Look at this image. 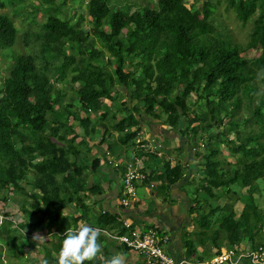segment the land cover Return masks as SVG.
Returning a JSON list of instances; mask_svg holds the SVG:
<instances>
[{"label": "trees", "instance_id": "1", "mask_svg": "<svg viewBox=\"0 0 264 264\" xmlns=\"http://www.w3.org/2000/svg\"><path fill=\"white\" fill-rule=\"evenodd\" d=\"M197 1L125 0L119 6V0H38L32 8L27 0H0V8L10 7L0 11V63L10 58L0 84V249L18 257L26 236L19 230L26 225L31 230H57L55 256L68 228L88 225L124 233L116 212L89 201L102 187L99 179L90 182L87 173L93 174L100 164L98 151L108 164L99 147L107 141L113 151L108 142L113 131L117 145H135L138 155L159 157L141 146L147 142L139 134L147 115L157 120L164 116V123L180 130L190 142L187 148L203 162L202 170L169 160L150 171L140 167L145 181L189 183L188 175L200 172L203 178L194 189L197 203L201 197H226L222 205L194 214L198 225L183 242L186 256L196 255L197 244L203 247L207 239L217 254L242 239L251 241L252 248L261 245L255 243L264 228V212L255 193L257 181L264 183V0H226L223 11L220 0H201L200 6ZM139 2L130 12L129 4L135 8ZM74 4L84 5V13L68 17L66 10ZM229 9L240 27L246 26L243 41L236 40L224 18ZM36 11L45 14L40 24ZM61 13L64 18L57 15ZM252 49H259V55L248 53ZM58 56L61 62L51 64L49 58ZM65 87L71 91L68 97ZM217 126L222 129L209 133L200 153L191 134L204 137ZM97 127L102 129L97 150L85 161L82 149L89 152V135ZM232 132L234 139L227 138ZM223 144L236 158L233 166L217 158ZM29 175L32 182L24 183ZM232 185L246 188V193L238 195ZM9 200L18 204L14 222L7 214L12 209L5 205ZM237 200L243 207L235 217ZM195 207H190L191 213ZM216 210L222 214L213 227L209 217ZM29 244L33 247V240ZM202 253L197 260H204ZM49 260L57 264L56 257ZM91 263H97L95 258L84 262Z\"/></svg>", "mask_w": 264, "mask_h": 264}, {"label": "crops", "instance_id": "2", "mask_svg": "<svg viewBox=\"0 0 264 264\" xmlns=\"http://www.w3.org/2000/svg\"><path fill=\"white\" fill-rule=\"evenodd\" d=\"M140 132L143 134V137L145 139L146 137L148 138L146 139L147 142L153 145L160 146V149L162 150L163 154L162 156H159L158 158L161 159L162 161L161 163H163L166 160V158H168L172 164L173 162L174 163L182 162L185 164H189L188 166H191L192 162H199L198 157L194 153H191L186 147L184 148V150L185 151L187 150L190 153L187 156H185V153L183 154V152H181V151H184L183 147L181 146L178 147L177 142L175 141L177 139V136L175 135L172 136L173 133L169 135V133L166 132L165 129H163L162 131H159V134H164L167 141L164 143H157L156 136L154 134L147 135L144 132L143 128L141 129ZM165 133H167L168 136H166ZM89 145H91L90 142H89ZM127 145L128 146L126 145L120 146L121 153H120V156L118 157V158H121V160H123L124 163L128 161H134L135 157H140V161L142 162V165L139 163V167L145 168L144 169L145 171H150L152 168L160 167L161 164L153 165V163L151 162L152 158H148V156H145V155H140V154L138 155L137 153L138 148L135 145L134 146L129 145V144ZM102 147L103 149L100 148V150L101 149L104 150V148H107V141L103 142ZM144 150L150 151V149H144ZM174 156H176V159L173 158ZM102 161L104 160L101 159L99 163H102ZM112 167L114 170H112ZM122 167H123V164H121V168L119 166L118 167L119 169L116 170V167L109 165L107 163L106 164L102 163V164H99L95 169L96 173L98 174L97 178L94 177L95 174L94 175L92 174L89 176L90 182H92L93 179H99L100 185L102 187L101 194L97 195L94 199L91 197V195H89L90 196L89 201H93V202L95 201L96 208L108 209L111 212H116L118 216L120 217L119 219L130 220L141 229H145L150 226L158 227L159 229H161V230H158L159 232L169 235V241L165 247L167 251H169V253L175 257H179V258L183 257L189 260L190 262H195L198 258V255L201 249H203V253H202L203 256L205 255V253L207 255L211 254V256L212 254H214V256L217 254V251H216L217 248L215 247L211 239H207L203 247H201V245L198 242H196L198 243L196 246V255L187 257L185 250H184L183 242L184 240H188L190 238L189 232L193 231L194 224L196 223L195 216H194L195 213H191L189 210L191 206V200H196L195 192H194L195 183H196L195 181H192L194 182V189L190 192L191 197L190 199H188V194L185 193L183 190H180V185L187 183L186 180L182 179L174 184H166L165 180L163 182L162 180H159V179L155 181L151 180L150 178H148L146 181L144 179L139 184L142 187L148 188L150 184L151 183L154 184V182L157 184L158 189L160 190L159 194H154L153 191H150V195L157 196V199H154L153 202L145 203L143 200L138 199L136 196V199L133 201H130L129 205L125 208L123 205L120 204V198H121L120 181H121V176H122V172H121ZM194 168L195 167H193L192 169ZM187 170L188 169H185V171L188 173ZM189 177H190L189 179L192 180L193 179L192 177H194V175H189ZM216 205L217 204H213L211 205V207H214ZM204 208L205 207L201 206L200 209L197 210V212L198 213L203 212ZM217 226L218 224L213 225V227H217ZM53 228L54 227H52L51 228L52 230L48 232L47 230H31L30 226L26 225V228L22 230L26 231V234L24 233L23 235H26L25 237H28L27 234H31V233L34 234L39 231L40 232L47 231L45 234H49L52 232L57 233V230H54ZM94 228H97L100 230L101 235L98 238V243H101L103 246L102 253H98L97 256L95 257V261H97L96 264H107V261L117 254L120 255L123 261V264H139V263L141 264L142 263V258L140 254L126 249L121 243H119L117 240H115L114 238L108 235V234L115 235L118 233L107 230L105 228L104 229L100 227H94ZM29 230L31 233H28ZM263 236H264V230L260 231V233L257 235L255 244H261L264 247V244L261 243V241L263 240ZM31 240L33 239L31 238ZM45 240L41 241L40 239H37V241L33 240V242L37 243L36 246H38V245H41V243H44ZM251 243L252 242L249 240L242 239L236 245L239 244L238 246H241L244 248H250ZM224 246H226V244H224ZM231 247L232 246H230L228 249H230ZM33 249L34 248L32 247V251ZM220 249H225V248L221 247ZM51 254L53 255V252ZM211 256L207 257L206 259L210 258ZM54 257L56 256L54 255ZM203 258L204 260H201V261H207L205 259V256ZM42 259L39 262V264H41V262L43 261ZM91 264H94V263H91ZM225 264H228V263H225ZM238 264H250V263L239 262Z\"/></svg>", "mask_w": 264, "mask_h": 264}, {"label": "rangeland", "instance_id": "3", "mask_svg": "<svg viewBox=\"0 0 264 264\" xmlns=\"http://www.w3.org/2000/svg\"><path fill=\"white\" fill-rule=\"evenodd\" d=\"M58 1V0H57ZM60 1V0H59ZM154 0H148L149 4H151ZM191 1V0H189ZM28 4L33 8L34 7V4L36 2H38V0H27ZM112 2H114V0H112ZM188 2V1H187ZM123 3H125V0H119L118 4L119 6H121ZM135 4V3H134ZM142 3H137V7H131L133 5L132 4H129V11L131 12L133 9H138L139 6L141 5ZM198 4L197 6H200L201 5V0H198L197 3ZM126 5V4H124ZM156 5V4H155ZM226 7V0H220V5H219V8L223 11ZM9 8L10 7H5V8H0V11L2 10H7L9 11ZM84 5H78V4H74L73 5H70L69 9L66 10V14L68 17H71V15L75 12V15H78L79 12L81 13H84ZM126 9V6L125 8ZM258 11V9L256 10V12ZM34 15H35V19L36 20H39L38 21V24H40L45 17L41 18L42 15H45V14H42L40 13L39 11H36L34 12ZM59 15L61 18H64V14L61 13V14H57ZM224 18L226 19V21L228 22V26L231 30H233L234 34H235V38L237 41H243L244 40V36H243V32H245L246 30V26L243 27L241 25L240 27V24L238 23V21L236 20L235 18V14H234V11L232 9H229L227 12L224 13ZM30 19V18H29ZM14 26L16 27L17 29V32L20 33L21 32V21H19V19H14ZM85 23L87 24V22L85 21ZM251 26H248V28H250ZM84 28H86V30L88 29V26H84ZM124 28L121 29V32L124 33ZM96 46H99L97 43L95 44ZM248 53H250L252 56L256 57L259 55L260 53V50L259 49H252L251 51H249ZM50 59V63L51 64H54L55 66H57L60 62H61V56H58L56 58H49ZM10 58L7 57L5 59V61L3 63H0V84H1V75L5 74L7 72V70L9 69L10 67V62H9ZM203 85V84H202ZM201 85V86H202ZM56 86H59L61 87L62 86V83H56ZM66 88V87H65ZM66 92H67V97L70 95L71 91L66 88ZM105 104L108 106L110 105V101L109 100H105ZM199 103L197 102L196 105H198ZM55 108H57V105H54ZM79 114L81 116H84V111L83 110H79ZM193 113H191L190 116H192ZM244 115V114H243ZM145 116V115H144ZM145 120V121H144ZM143 120V125H142V128L144 129V132L148 135V134H154L156 136V142L157 143H164L167 141L166 137L164 136V134H159V131H162L163 129H165L166 132L170 134H172V136H177V139L175 140L177 142V145L178 147H183V150L184 148L188 147L190 145V142L188 143L186 140V136L184 135H181L179 134V131L180 130H172L170 129V127L165 124L164 122V116H159L158 120L156 118H150L148 115L144 118ZM73 121V118H70V122ZM116 120H112L110 121V124H113ZM148 123L149 124H145V123ZM74 124V129L78 132L81 131V128L79 126L78 123H73ZM196 124V123H195ZM186 126V122L184 123L183 127H182V130L183 128ZM226 126V125H225ZM244 127V125L241 126V128ZM222 129L221 126H217V127H213L211 128L210 130L206 131V135L204 137H201L198 133H196L195 135L194 134H191L193 140L195 143H197V150L202 153L204 151V146H202V144H205V142H208L209 141V133L210 134H214L216 133L217 131H220ZM243 129V128H242ZM151 130V131H150ZM101 133H102V129L97 127L95 129V131L89 135V142L90 144H94V145H90V148H89V152H86L85 150L87 149V147L83 148L82 149V152L86 154V156H84V159L83 160H87L91 158L92 156V152H96L97 148L95 149V146H97V142L98 140L100 139V136H101ZM162 133V132H161ZM145 134V135H146ZM186 134H189V133H185ZM117 135V132L116 131H113L112 132V135L110 138H108V142L111 143L112 145V150L111 151V155L114 159L118 158L120 156V145L118 146L116 144L115 141H113V139H115V136ZM143 135V134H142ZM166 136H168L167 133H165ZM234 135L235 133L232 132L230 134H228L227 138L231 139L233 138L234 139ZM69 137V136H68ZM146 139H148L146 137ZM103 144V143H102ZM102 144L100 145L99 149L102 148ZM201 144V145H200ZM105 145V144H104ZM255 145V144H254ZM201 146V147H200ZM93 148V150H92ZM221 153L220 155L217 157L225 162H228L230 163L232 166L234 165L233 162L236 160V158H234L235 156H232L230 153L228 154V151L226 150L227 148L225 147V144L221 145ZM101 149V150H102ZM178 149V148H177ZM188 149V148H187ZM105 150V148H104ZM176 150V149H175ZM189 150V149H188ZM193 150V148H192ZM190 151V150H189ZM181 151L183 152V154L185 153V156H187L190 152L192 153V151ZM97 155H99L102 158V156H104V154L102 153V151H98L97 153H95ZM173 158L176 159V156H174ZM199 161L200 162H203V160L198 157ZM151 162L153 163V165H158V164H161V159L156 157V158H152L151 159ZM200 162H192L191 163V166L195 167L196 169L201 167L200 166ZM103 163V161H102ZM100 163V164H102ZM174 163V162H173ZM140 164L142 165V162L140 161ZM189 165V164H188ZM203 167V166H202ZM119 168H116V170H118ZM112 170L113 167H112ZM200 170H202V168H200ZM88 170H85V173H87ZM186 172V171H185ZM101 173V172H99ZM192 173V172H191ZM87 174L91 175L92 172L89 171ZM95 174V178H97V173L96 171H94L93 175ZM189 176V175H188ZM202 173L198 172L194 175V177H192V181H195L196 183H198L200 181L202 177ZM101 178V176H100ZM190 178V177H189ZM32 177L29 175L27 176L24 180H22L24 183H30L32 182ZM143 180H135L133 182V185H134V188H135V191H136V196L138 199H141L143 200L145 203H150V202H153L154 199H157V196H152L150 195V191H153L154 194H159L160 190L158 189V186L157 184L154 182L150 184V186L148 188L146 187H142L140 186V182H142ZM195 183V184H196ZM156 184V185H155ZM257 184H258V192L255 193L257 196L256 198V202L258 204V208H261V210L264 212V183L261 181V180H258L257 181ZM232 189H235L236 191H238V195H241V194H245L246 193V188H243V187H236L234 185L230 186ZM194 189V182H189V183H184V184H181L180 185V190H183L185 193L188 194V199H190V192ZM226 200V197L225 196H222L218 201H213V200H210L209 198L207 197H201L199 199V203H197L198 201L196 200H191V206L194 207L196 206L193 210V213L195 214H199L197 212V210L203 206L205 207L206 209L207 208H210L211 205L213 204H218V205H222L224 203V201ZM8 208H12V209H9V211L7 212V214L9 216H14V218H10V220H12L13 222L16 220L15 219V216H18V212H17V208H18V204L17 203H14L12 202L11 200H9L6 204H5ZM190 206V207H191ZM243 207V203L241 202V200H237L236 202H234V205H233V208H234V212H235V217L238 216V214L240 213L241 211V208ZM204 208V209H205ZM2 213V212H1ZM222 214V211L220 210H216V211H213V214H211L210 216V225L213 226L214 224H219V222L217 221L218 219H220V215ZM193 217V215H192ZM193 224V223H191ZM197 223H195L194 225H196ZM198 225V224H197ZM10 228H13L12 225H10ZM262 230H264V228H262ZM20 234H26V231L24 230H19ZM28 232V231H27ZM28 233H31L30 231ZM40 233V234H39ZM46 232L44 231H39L37 233H31V234H27L28 237H22L21 240L23 242V248H22V253L19 255L18 254V257L15 255L13 256L11 251L8 250L5 251V247H2V249H0V264H39V262L41 261L42 257L44 256L45 254V259L49 262V264H52L49 260L50 257H53L54 258V255H52L51 253L54 252V247H56L57 245V241H58V234L57 233H49V234H45ZM35 234H39L41 236L44 237V240L45 242L44 243H41V245H37V243L33 242L34 244H32L33 246V251H32V247L30 248V244H29V241L30 239L32 238L33 239V236ZM39 239V238H37ZM34 240V239H33ZM196 242H198V239H196ZM221 244H223V240L220 241ZM261 243L264 244V236H263V240L261 241ZM22 244V243H21ZM40 246V247H39ZM231 248H235L237 249V245L235 246H232ZM47 249L49 250H52V252L50 251H46ZM164 249H166V247L164 246ZM167 253H169V251H167V249L165 250ZM170 254V253H169ZM120 256V255H119ZM205 259L209 256H211V254L207 255L205 253ZM214 254H212V256L208 259L212 260L213 258L216 257V255L214 256ZM56 257L58 258V255H56ZM213 257V258H212ZM208 259H206L208 261ZM140 264V263H139ZM142 264V263H141ZM222 264H225V262H223Z\"/></svg>", "mask_w": 264, "mask_h": 264}, {"label": "built area", "instance_id": "4", "mask_svg": "<svg viewBox=\"0 0 264 264\" xmlns=\"http://www.w3.org/2000/svg\"><path fill=\"white\" fill-rule=\"evenodd\" d=\"M141 134V133H139ZM139 139V138H137ZM140 139H145L143 135ZM141 146L144 149L153 148L157 155H162L163 152L159 145H153L149 142H143ZM105 155L107 156L108 164L116 168L124 163L121 158L114 159L111 152L105 148ZM166 160H169L166 158ZM140 157H135L134 161L124 163V170L122 172L120 181V204L127 207L130 201L136 199V191L133 185L135 180L145 179V172L140 170L139 167ZM3 216L0 215V224ZM122 225L125 232L122 234H108L110 237L117 240L119 243L125 245L131 251L140 254L142 264H238L239 262H247L250 264H264V247L262 245L256 248H244L237 245V249L230 248L225 252L216 254V257L208 261L190 262L189 260L181 257H175L165 251L164 246L169 241V235L159 232L156 227H147L145 229L139 228L135 223L130 220H122ZM76 231V229H74Z\"/></svg>", "mask_w": 264, "mask_h": 264}, {"label": "clouds", "instance_id": "5", "mask_svg": "<svg viewBox=\"0 0 264 264\" xmlns=\"http://www.w3.org/2000/svg\"><path fill=\"white\" fill-rule=\"evenodd\" d=\"M100 235L99 229L88 225H82L76 231L68 228L65 231L57 264H84L85 261H92L98 253L103 251L102 244L98 243ZM37 238L44 240L43 236L35 234L33 239L37 241ZM41 264H49V262L45 259ZM107 264H123V261L117 254L109 259Z\"/></svg>", "mask_w": 264, "mask_h": 264}]
</instances>
